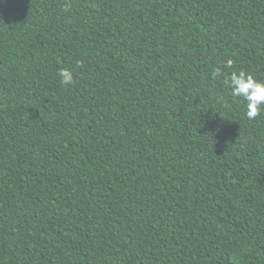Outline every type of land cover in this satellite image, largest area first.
I'll list each match as a JSON object with an SVG mask.
<instances>
[{
  "label": "trees",
  "instance_id": "1",
  "mask_svg": "<svg viewBox=\"0 0 264 264\" xmlns=\"http://www.w3.org/2000/svg\"><path fill=\"white\" fill-rule=\"evenodd\" d=\"M233 71L264 82V0H2L0 264H264Z\"/></svg>",
  "mask_w": 264,
  "mask_h": 264
},
{
  "label": "clouds",
  "instance_id": "2",
  "mask_svg": "<svg viewBox=\"0 0 264 264\" xmlns=\"http://www.w3.org/2000/svg\"><path fill=\"white\" fill-rule=\"evenodd\" d=\"M2 2V0H0ZM233 61L227 60L226 67H231ZM221 74V70L217 68L214 75ZM61 83L70 85L74 83L73 73L69 69H62L59 72ZM225 84L230 89V94L234 98H240L246 103V116L254 119L264 107V82L257 81L251 75L244 72L233 71L225 79Z\"/></svg>",
  "mask_w": 264,
  "mask_h": 264
}]
</instances>
